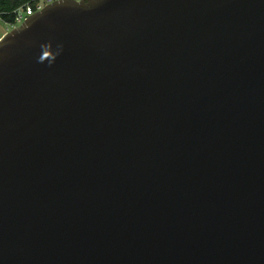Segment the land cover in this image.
<instances>
[{"label":"water","instance_id":"1","mask_svg":"<svg viewBox=\"0 0 264 264\" xmlns=\"http://www.w3.org/2000/svg\"><path fill=\"white\" fill-rule=\"evenodd\" d=\"M0 264H264V0H60L4 34Z\"/></svg>","mask_w":264,"mask_h":264},{"label":"trees","instance_id":"2","mask_svg":"<svg viewBox=\"0 0 264 264\" xmlns=\"http://www.w3.org/2000/svg\"><path fill=\"white\" fill-rule=\"evenodd\" d=\"M34 0H0V20L6 25L17 26L14 12L26 5L32 4Z\"/></svg>","mask_w":264,"mask_h":264},{"label":"built area","instance_id":"3","mask_svg":"<svg viewBox=\"0 0 264 264\" xmlns=\"http://www.w3.org/2000/svg\"><path fill=\"white\" fill-rule=\"evenodd\" d=\"M60 1V0H34L33 5L28 4L25 8L21 7L14 12L15 23L17 26L8 25L10 28L18 27L25 19L32 17L35 13L42 10L49 3ZM82 1V0H75Z\"/></svg>","mask_w":264,"mask_h":264},{"label":"rangeland","instance_id":"4","mask_svg":"<svg viewBox=\"0 0 264 264\" xmlns=\"http://www.w3.org/2000/svg\"><path fill=\"white\" fill-rule=\"evenodd\" d=\"M12 28L6 25L2 20H0V39L3 37L4 34L10 32Z\"/></svg>","mask_w":264,"mask_h":264}]
</instances>
